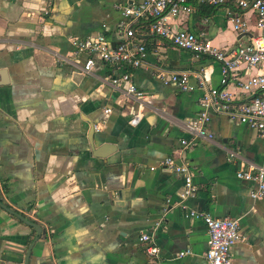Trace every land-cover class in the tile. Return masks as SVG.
I'll use <instances>...</instances> for the list:
<instances>
[{
	"label": "crops",
	"instance_id": "1",
	"mask_svg": "<svg viewBox=\"0 0 264 264\" xmlns=\"http://www.w3.org/2000/svg\"><path fill=\"white\" fill-rule=\"evenodd\" d=\"M138 1L0 0V199L44 230L37 236L0 206V264H23L29 247L27 264H205L206 225L177 203L182 175L150 168L168 155L192 168L197 192L185 200L189 209L238 218L233 264H264V196L252 198L254 183L236 175L241 163L264 164L258 131L211 112L212 137H197L189 148L180 141L192 135L186 123L200 111L199 80L221 86L219 62L160 41L148 28L135 36L148 49L143 64L96 60L91 72L82 70L86 53L72 38L101 32L116 43L117 6ZM190 2L192 11L169 21L204 30L217 47L258 32L249 8L239 9L246 29L232 28L226 13L234 0L209 4L210 13ZM159 65L187 70L194 88L165 83ZM124 69L148 95L135 125L128 122L135 99L110 81ZM259 70L244 66V78ZM225 88L235 101L242 96L233 81ZM144 232L149 240H140ZM148 244L158 251L149 254Z\"/></svg>",
	"mask_w": 264,
	"mask_h": 264
},
{
	"label": "built area",
	"instance_id": "2",
	"mask_svg": "<svg viewBox=\"0 0 264 264\" xmlns=\"http://www.w3.org/2000/svg\"><path fill=\"white\" fill-rule=\"evenodd\" d=\"M236 9H227V18L236 32H243L247 27V20L239 9L249 8L255 13L256 34H251L249 41L238 40L231 48H220L210 43L206 32L201 30L193 32L187 28H175L169 18L193 10L190 0H139L136 3L117 6L121 8L123 19L119 22L118 30L120 39L113 43L105 33L95 36L72 38L77 52L86 53L82 70L85 73L92 71L96 60L108 64L124 63L128 66L143 64L147 46L143 41L135 40V23L141 18H150L149 30L158 36L160 41H168L178 48L189 50L195 56L208 54L220 64L221 86H208L201 78L199 83L204 92L200 96V111L186 123L190 137L180 139L182 148L192 147L197 137H212L207 124L211 112L225 113L235 122L244 123L258 131L264 140V0H234ZM208 4H225L227 0H197ZM244 66L247 68L260 66V70L244 78ZM157 75L165 82L177 86L180 90H192L194 84L190 82L187 70H173L156 66ZM111 83L120 88L124 93L133 96L136 109L129 118L130 124H137L143 117L147 92L137 86L132 74L127 69L111 76ZM233 81L241 90L242 96L235 101V97L225 88ZM244 93L246 97L244 98ZM111 107L106 106L104 112H109ZM96 128L98 125L96 124ZM234 154V152H231ZM181 174L183 185L177 192L178 204L186 211V215L203 219L207 230V248L204 253L205 264H233L232 246L240 239L238 218L231 216H218L208 211L189 209L185 200L194 196L197 186L193 181V171L188 161H177L173 155L161 159L156 166ZM237 177L249 180L254 185L249 190L252 198L264 196V164L241 163L236 170ZM170 201V198H168ZM150 235L142 233L140 240H149ZM146 250L149 254L158 251L157 246L148 244ZM187 250L179 251L183 255Z\"/></svg>",
	"mask_w": 264,
	"mask_h": 264
},
{
	"label": "water",
	"instance_id": "3",
	"mask_svg": "<svg viewBox=\"0 0 264 264\" xmlns=\"http://www.w3.org/2000/svg\"><path fill=\"white\" fill-rule=\"evenodd\" d=\"M2 82H0L1 84ZM0 206L2 208H4L5 210H7L8 212L18 216L21 220H23L24 222H26L27 224L31 225L34 227L36 233H37V236L42 234V232L44 230H42V227L40 226V224L34 220H31L30 218H28L27 216L23 215L22 213L10 208L9 206H7L4 202H2V200L0 199ZM36 236V237H37ZM30 247L28 248L27 252H26V256H25V261L23 264H27L28 262V256H29V253H30ZM46 264H50V263H46Z\"/></svg>",
	"mask_w": 264,
	"mask_h": 264
},
{
	"label": "trees",
	"instance_id": "4",
	"mask_svg": "<svg viewBox=\"0 0 264 264\" xmlns=\"http://www.w3.org/2000/svg\"><path fill=\"white\" fill-rule=\"evenodd\" d=\"M197 7L201 11H207V12H202V13H210L212 11V8H210L209 4L205 2H198ZM149 24H150V18L148 17L141 18L135 23L136 31L146 32V30L149 28ZM148 38L149 36L144 37V39H148Z\"/></svg>",
	"mask_w": 264,
	"mask_h": 264
}]
</instances>
